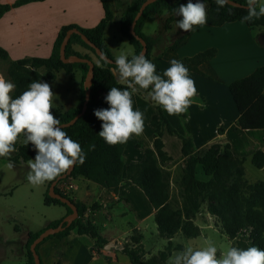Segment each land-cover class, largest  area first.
<instances>
[{
	"label": "trees",
	"instance_id": "16d2710c",
	"mask_svg": "<svg viewBox=\"0 0 264 264\" xmlns=\"http://www.w3.org/2000/svg\"><path fill=\"white\" fill-rule=\"evenodd\" d=\"M44 0H16L14 3H3L0 0V19L11 9L24 6L29 3ZM146 0H132L129 6L124 10L120 18V33L135 49V54H140L143 46L139 39L130 33L132 22L139 11L142 3ZM245 6V0H234ZM105 12L104 18L98 25L92 28H83L72 24L63 26L54 42L52 52L48 57H26L19 60H11L8 51L0 46V61H5L14 66L7 74L12 82L16 84V90L13 97L20 95L27 89V86L33 80H40L51 83L56 77V72L64 70L71 73L75 69L82 72V84L80 90V102L76 107H71L64 111H59L55 115L60 119L61 124L70 122L75 118L83 108L85 101V80L89 70L87 63H64L61 59L60 49L64 37L68 30L78 29L86 35L89 40L99 47L102 52L111 60H115L110 50L104 45V33L109 22L113 20V12L109 5V0H101ZM188 0H157L147 6L143 15L137 21L135 32L147 43V52L145 56L151 60V53L156 45H163L166 41L164 32L156 36H147L143 33V25L147 17L161 13L164 9L175 12L180 4H186ZM193 3L196 0H192ZM210 5L207 23L212 26H221L225 23L241 21V17L247 14L246 7L231 8L232 15H229L230 5H226L217 11V5L213 0H205ZM250 28L263 27L264 17L252 22H245ZM192 32V31H191ZM191 32H182L179 34L171 48L178 47ZM78 44L91 51L99 60L100 64L94 66V78L91 88V98L87 110L77 121L63 128L69 136L81 144L86 153V160L83 164L77 163L72 173L65 179L85 178L100 185L108 192L117 193L120 184L124 181L123 168L125 157L123 155L125 144L109 146L99 137L101 130V121L94 116V110L105 108L104 97L111 87L125 88L126 85L120 84L117 77L111 69L115 67L114 63H109L100 59L95 49L83 41L78 34H73L66 47V56L76 55L81 58L93 60L89 55H82L75 51L73 46ZM264 46V44H259ZM218 50L210 48L191 57L179 59L189 70L205 75L200 70V65L216 56ZM45 69L46 73L39 76L38 69ZM230 92L239 111V126L243 130L264 129V65L259 66L253 73L236 79L229 84ZM141 94L146 93L141 90ZM149 99V98H148ZM149 101L152 102L150 99ZM160 115H155L151 120V125L155 129V147L162 161L171 160L163 150L164 143L162 135L167 130L171 135L178 136L182 141V156L184 166L182 167L181 186L183 189V204L181 208H173L170 203V182L171 173L162 168L159 164V158L155 151L147 150L146 158L141 163H132L127 166V180L132 181L139 187L148 198L149 202L155 208V223L159 235L168 239L166 249L160 251L158 257L144 259L145 249L139 241L136 244H125L119 247L118 252L126 255L131 264H166L171 252L173 251V237L179 232L187 238H197L199 236V227L192 221V218L200 212L203 205L207 203L208 213L215 216L221 223L223 232L231 239H236V247L247 248L257 246L264 249V182L249 184L245 179L243 163L245 157H237L231 150V145L213 144L201 157L194 155L195 145L192 137L182 136L172 126L167 117L163 114L161 107ZM188 117V113L179 115ZM219 134L225 133L223 126L218 128ZM95 145L94 150H89L90 145ZM18 149L13 157L5 158L14 163L27 162L35 156L32 146H24L17 143ZM200 163L205 173L210 176L208 181H202L195 176V164ZM251 163L256 168L264 167V152L256 151L251 157ZM66 173V172H64ZM62 173V174H64ZM61 174V175H62ZM53 181L48 185L46 192V204L62 205L67 209V215L72 213V209L58 199L49 196V188ZM56 192L69 198L78 208L79 217L65 230L47 237L37 246V253L41 258V264H45L40 246L51 238L57 237L63 239L75 230L79 235L90 237L94 245L91 248H103L106 245V239L99 231L98 227L88 220L90 207L80 201H76L70 196L64 194L59 188L55 187ZM63 218L50 222L45 228L28 234L26 248L27 264H36L31 244L47 228L59 226ZM15 230L20 231L16 226Z\"/></svg>",
	"mask_w": 264,
	"mask_h": 264
},
{
	"label": "crops",
	"instance_id": "0c3cea01",
	"mask_svg": "<svg viewBox=\"0 0 264 264\" xmlns=\"http://www.w3.org/2000/svg\"><path fill=\"white\" fill-rule=\"evenodd\" d=\"M15 1L1 0L3 3H14ZM131 1L109 0L113 20L109 22L105 30L104 45L110 50L114 58L122 53L119 44L125 38L120 33V18ZM209 8L210 5L207 3V19ZM104 15L101 0H44L29 3L11 9L0 19V46L8 51L11 60L26 57H48L63 26L75 24L83 28H92L100 23ZM179 19L180 17L175 12L164 9L161 13L147 17L143 25V33L147 36H156L160 32L165 34V43L156 45L151 53V61L156 65L157 74H162L163 70L170 66L172 59L179 60L191 57L210 48H216L218 52L215 57L200 65V70L205 75L189 70L198 90L197 99L203 106L193 104L188 109V117L186 118L179 115L169 116L162 108L161 110L179 134L193 138L195 156H203L213 144L229 143L235 156L244 157L245 150H242L244 145L238 141L234 143L229 137L230 127H233L236 135L260 133V137L264 136V129L243 130L240 128L238 122L240 114L230 92L229 84L236 79L250 75L259 66L264 65V46H260L256 41L257 36L264 38V28H250L241 21L225 23L221 26H212L206 23L203 26L194 27L190 35L178 47L172 49L170 46L175 38L184 32L176 27V21ZM237 35H242L243 43H235L234 38ZM223 41L229 47L228 50L225 49L226 51ZM73 49L82 55L91 56L93 61L98 64L97 57L85 47L75 44ZM117 52L120 53L117 55ZM123 53L135 54V49L132 52ZM60 71H63L74 82V85L67 90L73 103L68 107L58 108L56 111H64L79 105L82 84V72L80 70L75 69L71 73L64 70ZM132 99L134 108L144 113L145 130L141 136H133L126 143L123 152L125 157L124 181L120 184L118 192H108L95 182L82 177L69 178L64 180V183L73 186L71 191L76 194V201L85 203L87 198L92 196L94 200L102 202L107 210L113 203L115 205L111 210L117 206L132 205L133 201L129 192L136 190L144 207V209H137L132 206V211L135 214L134 228L139 229V226L142 227L151 218L154 220L156 210L145 193L132 181L127 180V166L132 163L143 162L147 150L155 151L160 166L172 172H175L178 165L184 166V159L181 139L165 130L162 135L163 150L172 159L161 160L155 147V129L151 125L152 118L155 115H160V110L155 103L149 101L147 95L141 94L140 91L133 93ZM108 107L109 105L105 102V108ZM221 126L225 128L224 134L218 133V128ZM237 129L240 130L241 134L237 132ZM194 172L199 180L208 181L210 179L200 163L195 164ZM122 212V216L127 215L126 210ZM66 216L67 209L60 218L53 221ZM91 221L98 229L100 228L101 221L96 219ZM67 237L63 239L65 240ZM93 245L94 243L89 244L91 248ZM90 251L92 255L97 254L92 250ZM42 259L45 264H76V254L72 252V245L66 241L65 244L58 245L50 258L42 257Z\"/></svg>",
	"mask_w": 264,
	"mask_h": 264
},
{
	"label": "clouds",
	"instance_id": "9594fccd",
	"mask_svg": "<svg viewBox=\"0 0 264 264\" xmlns=\"http://www.w3.org/2000/svg\"><path fill=\"white\" fill-rule=\"evenodd\" d=\"M220 8L230 5L240 7L234 0H213ZM247 14L241 22H252L264 17V0H245ZM180 17L176 27L184 32L193 31L207 23V3L205 0H188L175 9ZM99 64V61H97ZM115 67L111 69L121 89L111 87L104 97L108 108L94 110L100 120V138L109 146L122 145L133 136L139 137L145 130L144 113L134 108L133 93L143 90L147 97L161 107L169 116L184 115L196 104L198 90L190 76L189 69L179 60L172 59L170 66L157 74L156 65L143 53H121L115 57ZM16 84L0 75V158H8L18 149L17 143L32 146L33 159L27 161L26 180L33 187L54 181L62 173L83 164L86 153L77 141L63 130L61 121L53 109L57 94L48 82L33 80L20 95L13 97ZM90 145L89 150H94ZM15 165L9 160L8 168ZM166 264H264V249L257 246L241 248L218 247L212 239L204 241V246L188 244L182 250L173 252Z\"/></svg>",
	"mask_w": 264,
	"mask_h": 264
},
{
	"label": "rangeland",
	"instance_id": "374dc122",
	"mask_svg": "<svg viewBox=\"0 0 264 264\" xmlns=\"http://www.w3.org/2000/svg\"><path fill=\"white\" fill-rule=\"evenodd\" d=\"M234 39L235 43H243L242 35H237ZM256 41L258 44H264L263 37L257 36ZM223 46L224 50L229 49L225 41H223ZM119 47L120 52L134 51V47L125 39L120 42ZM120 52H117V55ZM10 69L13 70L15 67L5 61H0V75L12 81L11 77L8 76L9 74H7ZM38 73L39 76H43L46 70L38 69ZM50 85L52 91L57 94L55 108L52 110L56 115L57 112L62 111H56L58 108L68 107L73 103L67 90L74 85V82L63 71H58L56 78L51 81ZM237 132L241 134L239 129H237ZM229 137L234 143L238 141L241 145H244L242 150H245L244 157L246 161L242 166L247 182L249 184L264 182V167L256 168L251 163V157L256 151L261 150L264 152V136L260 137V133L236 135L231 126ZM15 155L16 153H13L11 157ZM8 162L9 160L0 158V264H27L25 246L28 241V234L37 232L45 228L54 219L60 218L65 213L66 208L62 205H48L45 203L50 182H46L39 187H33L28 183L26 180V174L29 170L27 162L16 164L11 161L15 165L11 169L7 167ZM169 172L171 173L170 203L175 209L181 208L184 200L181 186L182 165H178L175 172ZM64 184V181H61L56 186L64 194L75 199L76 194L71 189L64 190ZM129 195L133 204L130 206H117L114 210H111L115 205L114 203L107 210L102 202L94 200L92 196L85 201L90 207V219L101 221L99 229L106 239V245L103 248H96L93 251L97 254L92 255L90 251L89 244H93V240L86 235H79L73 230L65 240L54 237L42 244L40 246L41 256L46 259L50 258L58 245L65 244L66 241L72 245V252L76 254V264H131L129 258L118 252L117 249L125 244H136V241H139L146 252L144 259L158 257L160 251L166 249L168 239L159 235L153 218L148 223L143 224L142 227L139 226L141 231L134 228L135 214L132 211V206L137 209H144V207L136 190H130ZM123 210L127 211V215H121ZM192 221L199 227V236L197 238H187L182 231H179L173 237L174 247L171 254L182 250L188 244L198 247L204 246V241L207 239H212L218 247L229 244L236 246V239L231 240L223 232L218 219L208 213L207 203L192 218ZM16 226L20 231L15 230ZM107 244H111V246L107 248Z\"/></svg>",
	"mask_w": 264,
	"mask_h": 264
},
{
	"label": "water",
	"instance_id": "95a60500",
	"mask_svg": "<svg viewBox=\"0 0 264 264\" xmlns=\"http://www.w3.org/2000/svg\"><path fill=\"white\" fill-rule=\"evenodd\" d=\"M156 1L157 0H146V1H144L142 3L139 11L137 12V14H136V16H135V18H134V20L132 22L131 28H130V33L133 36H135L137 39L140 40V42H141V44L143 46V49H142V51L140 53H143L144 55L147 52V43L145 42V40H143L138 35H136L135 27H136L137 21L143 15V12L147 8V6H149L150 4H152V3L156 2ZM234 3H236L238 5H241L240 7H246V6L242 5L239 2L234 1ZM73 34L80 35L82 37L83 41H85L88 45H90L92 48L95 49L96 55L100 59L105 60V61H107L109 63H114L113 60L109 59L102 52V50L99 47H97L94 43H92L89 40V38L86 35L82 34L78 29H70V30L67 31V33H66V35L64 37V40L62 42L61 49H60V54H61L62 61L64 63H71V64H73V63H87L89 65V70H88L87 77H86V80H85L86 93H85V101H84V104H83L82 111L75 118H73L70 122L61 124L63 126V128L73 125L77 121V119L82 114H84L85 111L87 110L88 103H89V100L91 98V88H92V85H93V78H94V66H95V63H94L93 60H89V59H86V58H81V57L76 56V55L66 56V47H67V45L69 43V40H70V38H71V36ZM74 167L70 168L69 170L66 171V173H64V174L60 175L59 177H57L50 185L49 196L51 198L60 200L64 204H67L72 209V213L67 215L65 218H63V220L59 224V226H57L55 228H53V227L52 228H47L31 244V248L30 249H31V251L33 253L34 260H35L36 264H41V258L39 256V254L37 253V246L44 239H46L47 237H49L51 235H55V234L65 230L67 227H69L73 223V221H75L79 217L77 206L69 198L63 196L62 194H59L55 190V187L58 184V182L60 180H63L65 178H67L72 173V171L74 170ZM107 245H108L107 248L111 246V244H107Z\"/></svg>",
	"mask_w": 264,
	"mask_h": 264
},
{
	"label": "built area",
	"instance_id": "2783aa9c",
	"mask_svg": "<svg viewBox=\"0 0 264 264\" xmlns=\"http://www.w3.org/2000/svg\"><path fill=\"white\" fill-rule=\"evenodd\" d=\"M72 187H73V186H72L71 184H69V185L65 184V185L63 186L64 190H69V189H71Z\"/></svg>",
	"mask_w": 264,
	"mask_h": 264
}]
</instances>
